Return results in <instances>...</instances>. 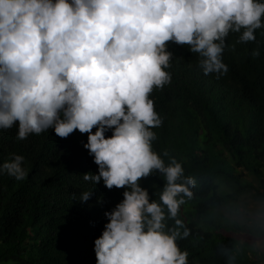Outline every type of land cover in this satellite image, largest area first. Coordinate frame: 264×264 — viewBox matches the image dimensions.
<instances>
[{"label": "clouds", "instance_id": "9594fccd", "mask_svg": "<svg viewBox=\"0 0 264 264\" xmlns=\"http://www.w3.org/2000/svg\"><path fill=\"white\" fill-rule=\"evenodd\" d=\"M262 28L261 0H0V129L18 123V140L49 129L62 139L87 133L83 147L98 171L83 179L125 189L104 213L96 264H189L177 242L191 234L181 210L198 181L167 151L153 150L162 118L149 96L171 83L170 43L187 45L203 73L219 78L229 70L225 49L255 41ZM230 33L239 36L229 46ZM24 160L12 154L0 173L26 179ZM157 173L164 180L158 200L140 185ZM93 195L83 191L79 200ZM220 223L238 234L218 248L225 264L264 259V212L226 211Z\"/></svg>", "mask_w": 264, "mask_h": 264}, {"label": "trees", "instance_id": "16d2710c", "mask_svg": "<svg viewBox=\"0 0 264 264\" xmlns=\"http://www.w3.org/2000/svg\"><path fill=\"white\" fill-rule=\"evenodd\" d=\"M262 33L264 28L256 30V40L247 43H235L239 33L229 34L226 43H235V51L225 49L229 70L219 78L203 73L199 55L187 45L170 43L171 83L149 96L162 118V125L152 129L153 150L167 151L198 181L194 199L181 210L191 234L177 242L189 252V264H225L218 248L236 235L221 226L219 207L244 192L264 199ZM254 49L258 57L252 56ZM17 133L18 123L0 129V165L19 154L28 172L22 181L0 173V264H96L94 240L107 222L104 213L123 199L125 189L108 190L103 181L95 186L83 179L84 173L98 171L83 147L87 133L77 130L62 139L49 129L24 140ZM163 184L158 173L140 181L157 200ZM92 189L90 200H79L81 192ZM258 262L244 257L239 264Z\"/></svg>", "mask_w": 264, "mask_h": 264}, {"label": "rangeland", "instance_id": "374dc122", "mask_svg": "<svg viewBox=\"0 0 264 264\" xmlns=\"http://www.w3.org/2000/svg\"><path fill=\"white\" fill-rule=\"evenodd\" d=\"M251 179L250 176H247ZM219 211L223 214L227 211L237 217H249L255 215L257 212H264V199L253 198L251 193L244 192L237 200L229 201L227 204L220 206ZM235 235H238L235 233ZM252 258L259 260L255 264H264V259L258 258L255 255Z\"/></svg>", "mask_w": 264, "mask_h": 264}]
</instances>
